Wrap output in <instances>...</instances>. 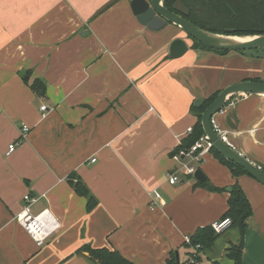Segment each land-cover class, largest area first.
<instances>
[{"label": "crops", "instance_id": "obj_1", "mask_svg": "<svg viewBox=\"0 0 264 264\" xmlns=\"http://www.w3.org/2000/svg\"><path fill=\"white\" fill-rule=\"evenodd\" d=\"M130 1L0 0V264H94L83 246L133 264H166L171 253L185 263L184 238L221 220L234 184L252 210L240 264H264L263 185L234 177L212 152L196 165L204 182L166 181L196 125L194 102L241 81L264 83V54L191 48L175 26H141ZM175 39L188 50L170 59ZM214 123L264 171V97L236 96ZM21 124L30 129L24 139ZM71 175L96 200L92 209ZM153 191L164 205L151 209ZM26 205L50 221L37 240L16 220ZM240 240L238 228L226 229L200 264H233L227 250Z\"/></svg>", "mask_w": 264, "mask_h": 264}, {"label": "trees", "instance_id": "obj_2", "mask_svg": "<svg viewBox=\"0 0 264 264\" xmlns=\"http://www.w3.org/2000/svg\"><path fill=\"white\" fill-rule=\"evenodd\" d=\"M163 5L169 11L183 17L197 27L212 33L225 35L264 34V0H164ZM190 40L195 49L218 54L228 53L226 51L209 49L192 39ZM238 53L244 54V52ZM22 79L27 83L28 78L26 75H22ZM30 87L34 89L36 93L40 95L43 94L44 85L42 81L35 79L32 81ZM218 94L219 92H216L206 100H203L199 108L194 107L192 109L197 119L196 125L192 128V132L187 137V140L181 144L175 152L182 148H189L204 135L201 127V114L214 101ZM210 152L229 168L234 177L246 174L242 168L232 162L226 161L213 149H211ZM68 182L78 195L86 198L88 209H92L96 205V200L89 193L81 180L71 175ZM251 213V206L246 196L238 184H234L231 187L227 200V209L221 217V220L225 218L230 219V227L238 228L240 231V243L230 246L227 250V257L233 264L241 263L246 221L251 216ZM218 236L219 234L215 233L211 226H207L197 229L196 232L190 236V242L192 245H201L203 250H205L212 246ZM80 252H87L88 259L94 264H133L124 258L118 251L108 248L93 249L90 246H83ZM166 264L186 263H179L174 253H171ZM208 264L218 263L209 262Z\"/></svg>", "mask_w": 264, "mask_h": 264}, {"label": "water", "instance_id": "obj_3", "mask_svg": "<svg viewBox=\"0 0 264 264\" xmlns=\"http://www.w3.org/2000/svg\"><path fill=\"white\" fill-rule=\"evenodd\" d=\"M163 2L164 0H131L129 6L137 22L151 31H160L170 24L180 29L190 39L212 50L226 52L264 50V34L225 35L212 33L169 11L164 7ZM187 50L188 45L184 40L175 39L170 44L168 57L170 59L180 58ZM239 95L264 97V83L241 81L220 91L214 101L201 114L202 131L215 152L226 161L242 168L248 176L264 186V171L236 152L229 144L223 142L215 133L211 123V119ZM201 104L202 100L200 99L194 102L196 108H199ZM193 178L199 183L204 182L205 179L199 169L195 170Z\"/></svg>", "mask_w": 264, "mask_h": 264}, {"label": "built area", "instance_id": "obj_4", "mask_svg": "<svg viewBox=\"0 0 264 264\" xmlns=\"http://www.w3.org/2000/svg\"><path fill=\"white\" fill-rule=\"evenodd\" d=\"M225 108V107H224ZM223 108V109H224ZM223 109L219 112L222 113ZM40 110L42 112L46 111L45 106H41ZM211 123L215 133L221 138L223 142L229 144L227 141V131L221 130L215 123L214 117L211 119ZM30 129L25 124L20 125V139H24L29 133ZM192 128L187 130V133L190 134ZM16 143L10 144L8 146L7 154L11 153L15 149ZM181 146V144H180ZM211 144L209 143L206 136L200 137L192 146L189 148H182L177 152H174L172 159L179 164V168L174 172H168L166 174V181L169 185H175L178 183L180 176L192 177L195 170V164H199L203 161L204 156L210 152ZM95 160L92 159L93 163ZM26 203H32L35 200L29 198L28 196L24 197ZM164 205V199L158 191H153L150 193V208H156L157 206ZM17 222L22 226V228L30 235L34 240H37L40 234L45 233V229L48 227L50 221L48 218L43 217V214L37 216H32L29 212V205H26L23 210L16 216ZM231 220L228 218L222 219L220 221L214 222L211 227L213 231L217 234L222 233L226 229L230 228ZM37 242V241H36ZM184 243L189 249V255L186 260V264H200V254L203 251V247L199 244L192 245L190 242V237L184 238Z\"/></svg>", "mask_w": 264, "mask_h": 264}, {"label": "rangeland", "instance_id": "obj_5", "mask_svg": "<svg viewBox=\"0 0 264 264\" xmlns=\"http://www.w3.org/2000/svg\"><path fill=\"white\" fill-rule=\"evenodd\" d=\"M184 37H185L186 41H188L189 46L191 48H194L192 41L188 37H186V36H184ZM244 53H246V54H254V55H263L264 51L263 50H255V51H246ZM196 165L197 164H195V167L197 168L198 166H196Z\"/></svg>", "mask_w": 264, "mask_h": 264}]
</instances>
